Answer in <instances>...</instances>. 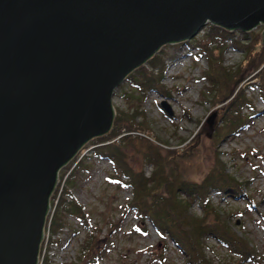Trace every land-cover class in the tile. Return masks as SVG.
I'll return each mask as SVG.
<instances>
[{"label":"water","instance_id":"obj_1","mask_svg":"<svg viewBox=\"0 0 264 264\" xmlns=\"http://www.w3.org/2000/svg\"><path fill=\"white\" fill-rule=\"evenodd\" d=\"M207 24L249 33L264 0H0V264L39 263L59 173L111 133L115 91Z\"/></svg>","mask_w":264,"mask_h":264},{"label":"rangeland","instance_id":"obj_2","mask_svg":"<svg viewBox=\"0 0 264 264\" xmlns=\"http://www.w3.org/2000/svg\"><path fill=\"white\" fill-rule=\"evenodd\" d=\"M212 30L211 24H207L192 40L164 46L142 66L155 75L163 68L164 95L154 90L141 91L125 80L115 91L113 107L117 117L122 113L129 120L135 119L138 126L147 127L144 133H132L127 150L131 167L144 171L147 177L152 175L154 166L149 163V146L144 140L165 149H192L193 155L184 158L183 163L187 177L193 182L203 180L216 157L220 158L227 172L243 188L238 195L236 190L224 194L212 192L213 205L224 214L230 231L256 250L257 259L244 264H264V97L258 86H251L260 83L258 80L244 82L246 97L254 109L243 110L246 125L236 134L217 136L223 106L216 103L210 91L217 95V89L205 78L212 59L201 54L197 43L205 41ZM234 33L242 38L241 31ZM263 33L264 25H260L247 35L253 39ZM225 45L221 50L216 48V43L210 45L215 57L222 59L223 67L231 72L245 71L251 57L236 50L231 42ZM139 74L137 70L131 75L145 82ZM163 103L171 113L164 110ZM214 114L211 128L208 120ZM85 147L81 156L87 167L76 172L69 188L84 207L87 221L65 215V228L59 236L50 234V243L45 248L49 264H184L182 254L170 240L164 241L150 224L140 225L135 212L128 210L132 192L124 185L126 179H114L115 165L94 157L90 148ZM59 176L65 182V173L60 171ZM191 213L203 216L198 204ZM206 254L215 264L240 261L215 239L206 241Z\"/></svg>","mask_w":264,"mask_h":264},{"label":"trees","instance_id":"obj_3","mask_svg":"<svg viewBox=\"0 0 264 264\" xmlns=\"http://www.w3.org/2000/svg\"><path fill=\"white\" fill-rule=\"evenodd\" d=\"M211 27L213 30L208 33L205 41L197 43L202 50L201 54L212 59L205 78L217 89V95L214 90L210 91L216 98V103L223 106L219 127H216L218 128L217 136L228 137L233 136L246 125L243 110L254 109L252 102L246 97V88L242 84L258 80L260 83H254L251 86H258L264 97V39L263 36L251 39L247 35L250 32L242 31L240 39L234 33L235 31H228L214 25ZM227 42H231L236 50L246 53L248 58L251 57L250 66L245 71L231 72L223 67L222 59L215 57L210 45L216 43V48L221 50ZM137 70L140 78L145 82H139L135 75H129L126 80L131 81L132 87H137L144 92L154 90L165 94L166 89L161 85L163 68L158 75L147 72L144 67ZM249 76L251 79L247 81ZM145 129H147L146 126L135 124V119L129 120V117L122 113L117 117L116 114L111 133L94 139L85 147V149L90 148L94 157L115 165L117 175L114 179L118 181L126 179L124 185L132 192L128 210L135 212L139 224L145 226L150 224L160 233L164 241L170 240L182 254L184 264H215L206 254L208 239H215L240 258L238 263L230 261L227 264L254 262L258 256L256 250L251 249L246 240L237 238L230 231L226 226L224 214L213 205L211 199L212 192L224 194L236 190L238 195L243 188L227 172L220 158L216 157L210 172L203 180L193 182L187 177V170L183 163L184 158L193 155L192 149L189 151L165 149L156 145V142L144 140L149 146V163L154 166L152 175L147 177L144 171L134 170L127 161V150L131 145L132 133L135 131L144 133ZM85 164L81 160L65 182L61 177L59 189L52 196L54 200L59 197L50 231L53 237L60 235L65 228L66 214L87 221L84 208L74 198L71 189L64 187L66 183L72 184L75 173L87 167ZM63 183H65L64 186H62ZM195 204L201 208L202 217L191 213ZM58 242L55 241V243ZM49 243L50 239L47 245L43 243L41 247L40 262L43 264L50 263L45 253Z\"/></svg>","mask_w":264,"mask_h":264},{"label":"flooded vegetation","instance_id":"obj_4","mask_svg":"<svg viewBox=\"0 0 264 264\" xmlns=\"http://www.w3.org/2000/svg\"><path fill=\"white\" fill-rule=\"evenodd\" d=\"M91 143V142H90ZM88 145V144H87ZM84 151V148L76 155V157L74 158V159H72V161H70L62 170H61V172L63 173H65V180L66 179H68L69 177H70V175L72 174V171L75 169V167L78 165V163L82 160L83 161V158H82V152ZM75 176H76V173H75ZM75 176H74V179H75ZM60 178H61V176H59V181H58V184H57V186H56V189H55V191H54V193L56 194V192H57V189H59V185H60ZM74 181V180H73ZM73 183V182H72ZM64 184L65 183H63V185L62 186H64ZM65 188L67 187H69V185L66 183L65 184V186H64ZM63 189V188H62ZM60 190V193L62 194V191L63 190ZM71 189V188H70ZM72 191V190H71ZM54 193H53V195H54ZM52 195V196H53ZM60 195V194H59ZM57 201L59 200V197H58V199H56ZM56 200H54V199H52V201H53V203L54 202H56ZM80 204V203H79ZM81 205V204H80ZM57 206H58V203H57ZM82 206V205H81ZM83 207V206H82ZM84 208V207H83ZM53 224V223H52ZM59 236V235H58ZM56 237V236H55Z\"/></svg>","mask_w":264,"mask_h":264},{"label":"built area","instance_id":"obj_5","mask_svg":"<svg viewBox=\"0 0 264 264\" xmlns=\"http://www.w3.org/2000/svg\"><path fill=\"white\" fill-rule=\"evenodd\" d=\"M57 203H58V201L56 200V202L53 203V201H52L51 204H50L49 212H48L47 220H46V225H45V229H44V239H43L42 245H43V243L47 245L48 242H49V239H50L49 236H50V233H51L50 232L51 231V226H52L54 215H55V212H56ZM40 256H41V253H40ZM40 256H39V263L38 264H41Z\"/></svg>","mask_w":264,"mask_h":264},{"label":"bare ground","instance_id":"obj_6","mask_svg":"<svg viewBox=\"0 0 264 264\" xmlns=\"http://www.w3.org/2000/svg\"><path fill=\"white\" fill-rule=\"evenodd\" d=\"M58 180H59V177H58ZM51 202H52V198H51V200H50V204H51ZM152 232H154V231H152Z\"/></svg>","mask_w":264,"mask_h":264},{"label":"clouds","instance_id":"obj_7","mask_svg":"<svg viewBox=\"0 0 264 264\" xmlns=\"http://www.w3.org/2000/svg\"><path fill=\"white\" fill-rule=\"evenodd\" d=\"M52 198V197H51Z\"/></svg>","mask_w":264,"mask_h":264}]
</instances>
